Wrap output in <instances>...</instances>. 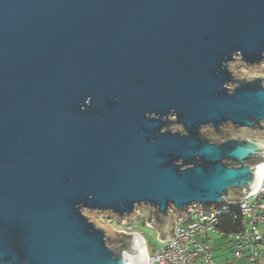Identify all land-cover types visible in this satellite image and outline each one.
Here are the masks:
<instances>
[{"label":"water","instance_id":"95a60500","mask_svg":"<svg viewBox=\"0 0 264 264\" xmlns=\"http://www.w3.org/2000/svg\"><path fill=\"white\" fill-rule=\"evenodd\" d=\"M264 173V0H0V264H148L124 223L223 209Z\"/></svg>","mask_w":264,"mask_h":264},{"label":"built area","instance_id":"2783aa9c","mask_svg":"<svg viewBox=\"0 0 264 264\" xmlns=\"http://www.w3.org/2000/svg\"><path fill=\"white\" fill-rule=\"evenodd\" d=\"M242 200L223 209L211 207L207 210L193 206L182 219L172 213L175 221L174 238L168 241L157 238L159 247L151 251L144 234L135 230L130 221H116L121 226L117 230L140 234L148 264H234L228 260H216L211 243L213 237L230 243L235 259L242 258L245 264H264V229L261 228L264 226V173L256 192ZM144 224L148 226L146 219Z\"/></svg>","mask_w":264,"mask_h":264},{"label":"rangeland","instance_id":"374dc122","mask_svg":"<svg viewBox=\"0 0 264 264\" xmlns=\"http://www.w3.org/2000/svg\"><path fill=\"white\" fill-rule=\"evenodd\" d=\"M137 210L139 211L138 212L139 215L138 216L135 215L136 217L134 216L131 220H128V221H130L131 226L135 230H138L144 234V239L150 251L152 250V248H158L160 243L157 240L158 233L156 232V229L148 227L144 224V221L148 215V209L146 210L145 208H143L140 210L138 208ZM100 219L104 225L108 224L114 230L121 228V226H118L116 224V221H114V219L110 216L103 215V216H100ZM261 228L264 229V226ZM213 241H211V243L212 245L215 246L214 254H215L216 260H225V258H229L230 260L234 259V255H233L232 247L230 243L226 242L225 239H221V241L219 242H221L222 244L220 245V247H218V243L215 242L214 244ZM261 264L263 263L261 262Z\"/></svg>","mask_w":264,"mask_h":264},{"label":"crops","instance_id":"0c3cea01","mask_svg":"<svg viewBox=\"0 0 264 264\" xmlns=\"http://www.w3.org/2000/svg\"><path fill=\"white\" fill-rule=\"evenodd\" d=\"M213 240V242H214V244H215V242H217L218 243V247H220V245L222 244L221 242H219V241H221V239H219V238H216V237H213L212 238ZM218 240V241H217ZM214 246V245H213ZM214 248H215V246H214ZM215 255V254H214ZM225 260H228V261H230V262H232V263H234V264H245V262H244V259H233V260H230L229 258H225Z\"/></svg>","mask_w":264,"mask_h":264},{"label":"bare ground","instance_id":"6f19581e","mask_svg":"<svg viewBox=\"0 0 264 264\" xmlns=\"http://www.w3.org/2000/svg\"><path fill=\"white\" fill-rule=\"evenodd\" d=\"M149 259H147V262L149 263V261H148Z\"/></svg>","mask_w":264,"mask_h":264}]
</instances>
